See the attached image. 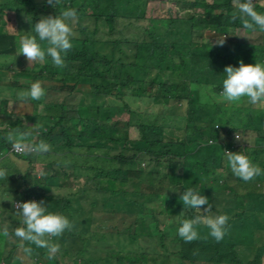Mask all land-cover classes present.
<instances>
[{"label":"trees","instance_id":"16d2710c","mask_svg":"<svg viewBox=\"0 0 264 264\" xmlns=\"http://www.w3.org/2000/svg\"><path fill=\"white\" fill-rule=\"evenodd\" d=\"M153 2L61 0L53 7L47 0H0V169L8 175L0 178V223L13 197L83 217L73 231L48 238L58 244L61 261L17 237L11 245L14 230L0 231V264H66V258L70 264H264V172L245 182L224 152H240L264 169V103L245 107L244 98L224 105L220 95L225 67L264 63V42L242 37L254 31L264 40V31L231 19L236 0H171L175 15L147 17ZM64 9L77 13L66 66L50 58L28 65L17 52L20 38L35 35L42 17ZM255 10L264 13V5ZM11 21L23 32L11 35ZM37 81L45 96L21 100L19 93ZM197 87L209 88L210 101L200 100ZM125 98L165 105L169 117L150 120L128 109ZM111 101L122 105L127 121L112 120L118 107ZM178 106L181 116L173 114ZM13 130L50 150L15 153L6 140ZM189 188L209 200L210 212H203L206 205L200 211L183 205L179 198ZM222 214L229 221L220 242L203 222L195 241L177 234L185 219ZM81 223L87 225L75 230Z\"/></svg>","mask_w":264,"mask_h":264},{"label":"clouds","instance_id":"9594fccd","mask_svg":"<svg viewBox=\"0 0 264 264\" xmlns=\"http://www.w3.org/2000/svg\"><path fill=\"white\" fill-rule=\"evenodd\" d=\"M236 2L238 10L232 14L231 19L233 21L240 19L245 29L259 28L264 31V13L255 10L254 0H243V2L236 0ZM47 3L55 7L61 3V0H47ZM76 20L75 9H64L60 16L42 17L33 27L35 35H25L20 38L18 55H23L29 64L43 63L46 62V58H50L54 66L65 67L64 56L72 48L71 41L75 35L72 23ZM224 42L225 38L216 41V45L223 46ZM224 74L226 78L222 81L220 95L226 102L235 103L247 98L251 104L264 103V63L246 65L241 61L239 67H225ZM45 94V89L37 81L31 84L29 90L20 92L19 98L40 100ZM6 140L20 152L46 153L50 150V145L44 141L36 145L28 143V134L21 133L19 130L9 132ZM224 152L230 170L243 181L248 182L264 172V169L254 164L247 155L240 152ZM7 176L6 170L0 169V178L6 179ZM179 199L188 208L200 211L201 206L206 205L203 212L211 211L209 200L192 188L187 189ZM6 203L12 205L11 213L5 222L7 225L11 223V215L18 222L22 217L23 226L15 228V236L23 241L35 243L39 247H47L52 253L59 250L58 245L50 244L48 238L59 237L66 230L70 231L74 227L64 215L47 212L43 201L36 202L32 198L13 197L7 198ZM228 221L229 217L223 214L215 217L198 216L194 219H185L178 228L177 234L185 242L195 241L199 239L196 225L203 222L209 229V236L216 242H220L227 234Z\"/></svg>","mask_w":264,"mask_h":264},{"label":"rangeland","instance_id":"374dc122","mask_svg":"<svg viewBox=\"0 0 264 264\" xmlns=\"http://www.w3.org/2000/svg\"><path fill=\"white\" fill-rule=\"evenodd\" d=\"M259 5H264V0H254V6H259ZM147 8H148L147 17H168L169 13L172 14V15L176 14V8L172 4L171 0H154L153 3L148 4ZM237 10H238V8H237ZM235 12H237V11H235ZM11 22H12V24H10L8 26L9 32H10L11 35L16 33L15 31L21 32V33L23 32L22 26L20 24L17 26L16 29H14L15 23H14V21H11ZM24 30H26V29H24ZM198 32H201L202 35L205 36V37L208 36V33H204L202 31H198ZM239 34H241V33H239ZM197 37H198L197 35L194 36L195 39ZM242 37L248 43L259 44V43H263L264 42V40L262 39V34L258 33V32H254V31L253 32H249V33L245 32V34L242 35ZM228 38L229 39H233V36L229 35ZM18 49H19V45H17V52H18ZM28 65H30V64L28 63ZM8 75L9 74L6 73L5 79L3 81L7 82L9 80V76ZM22 82L24 83L23 80H22ZM44 85L47 86V84H44ZM197 92L200 93V100L201 101H204V100L210 101L209 98H208L209 88L204 90L203 87H197ZM211 96H213V95H211ZM220 97L221 96H219V98ZM69 99L73 100V98H69ZM125 101H126V104L128 106L127 107L128 109H132L137 114H141L143 116H144V114H147V115H150V116H154V118H150V120H156L157 123H161L162 118L169 117V116L166 115L167 108L165 107V105H157V104H153V103L147 102V101L141 102V101H137L136 99H132V98H125ZM111 102H112V104L114 106L118 107L116 109L115 113H113L112 120L113 121H119V120L120 121H127L128 120V115L126 113V110L122 109V107H121L122 105L119 102H114V103H113V101H111ZM249 103L250 102L248 100H244L243 101V105L245 107H247L249 105ZM230 104L231 103H229V102H226V101L224 102V105H230ZM10 106L14 107L13 105H10ZM182 110H184L183 107L182 106H178L176 109H174L173 114L176 115V116H181L182 113H183ZM38 111H41V109H39ZM36 113H37V111H36ZM167 122H168L170 128H173V126H175V120H173L172 118H169V121H167ZM35 123L38 124L39 122L36 121ZM30 131H33V130L30 129ZM134 138L135 137H133L132 139H134ZM232 184L234 185V182H232ZM236 188L239 191H241V187L240 186H236ZM55 213H57V212H55ZM63 215L65 217H67V219L71 223H75L76 219L79 222L83 218L79 211L74 212V216L76 218H72V217H70V215H67L65 213ZM20 219H21L20 222H15V223L11 222L9 225H7L5 223L3 227L0 226V228L2 227L0 229V231H2L4 234L12 233V231L15 230V228L23 226L22 217ZM0 222H1V219H0ZM0 225H1V223H0ZM86 225L87 224L83 225L82 223L78 224L77 228L75 230H78V228L84 229V227ZM71 231H73V229ZM74 233L76 235H78V236H80V235L82 236L83 235V234H81V233H79L77 231H74ZM175 235H176V233H175ZM15 237H16L15 235L12 236V234H11L10 237L8 238L9 242L11 243V245H14L16 243ZM49 241L52 242V240H49ZM21 242H24V241L21 240ZM70 243H71V240L68 239V244H70ZM79 244H80V240H77L76 244H72L71 247L73 249H76V246L79 245ZM10 249H11V246L8 244L6 246V248H5V253L3 255L4 257L7 256L8 251ZM113 249H116V248L114 247ZM51 254L56 256L61 261L60 252L59 251H57L55 253L51 252ZM65 262H66V264H70V260H68V258L65 259ZM46 264H54V263H46Z\"/></svg>","mask_w":264,"mask_h":264},{"label":"built area","instance_id":"2783aa9c","mask_svg":"<svg viewBox=\"0 0 264 264\" xmlns=\"http://www.w3.org/2000/svg\"><path fill=\"white\" fill-rule=\"evenodd\" d=\"M13 151H14L15 153H17V154L22 153V152H20V151L15 150L14 148H13Z\"/></svg>","mask_w":264,"mask_h":264}]
</instances>
